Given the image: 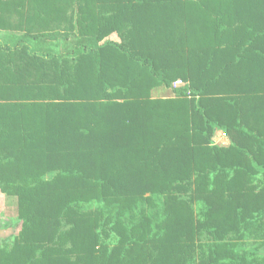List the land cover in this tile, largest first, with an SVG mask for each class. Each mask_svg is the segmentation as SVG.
I'll return each instance as SVG.
<instances>
[{
  "label": "trees",
  "instance_id": "1",
  "mask_svg": "<svg viewBox=\"0 0 264 264\" xmlns=\"http://www.w3.org/2000/svg\"><path fill=\"white\" fill-rule=\"evenodd\" d=\"M0 30V264H264V0H0Z\"/></svg>",
  "mask_w": 264,
  "mask_h": 264
},
{
  "label": "rangeland",
  "instance_id": "2",
  "mask_svg": "<svg viewBox=\"0 0 264 264\" xmlns=\"http://www.w3.org/2000/svg\"><path fill=\"white\" fill-rule=\"evenodd\" d=\"M70 43L62 46L63 50H69L71 48ZM52 175H49L51 178ZM15 197H9L0 192V248L5 246H10L16 236L21 230V223L17 210L15 209L18 206V202H15ZM17 200V199H16ZM17 204V205H16ZM3 223V224H2ZM109 227H107L108 229ZM112 240H107L112 244V241H116V238L113 234H110ZM259 236L254 234L252 238L247 240L245 244V249H253L258 246L262 240L258 239ZM263 258L259 256V259Z\"/></svg>",
  "mask_w": 264,
  "mask_h": 264
},
{
  "label": "crops",
  "instance_id": "3",
  "mask_svg": "<svg viewBox=\"0 0 264 264\" xmlns=\"http://www.w3.org/2000/svg\"><path fill=\"white\" fill-rule=\"evenodd\" d=\"M20 35H22V33H20V32L0 30V40H4L5 38H7L9 36H20ZM76 40H77V38H76V36H74V37L69 38V40L61 39V40L55 41L53 43H44L43 45H45L46 47L52 46V47L56 48V50L62 51L63 50L62 46H65V44L70 43V44H72L71 45V48H72L74 46V44L76 43ZM105 41H113V42L118 43V44H121L123 42V40H122V38L118 32H113L111 35L106 37L102 43H104ZM178 81H181V80H178ZM185 84H187V83H185ZM151 97L153 99H169V98H174L175 93H174V90L166 88V87H156L151 91ZM217 133H219L221 135L224 132L222 130H218ZM221 142L225 147H228L231 144V141L228 137L225 139H222ZM16 201L17 200L15 199V202ZM15 209L17 210V213H18V206Z\"/></svg>",
  "mask_w": 264,
  "mask_h": 264
},
{
  "label": "built area",
  "instance_id": "4",
  "mask_svg": "<svg viewBox=\"0 0 264 264\" xmlns=\"http://www.w3.org/2000/svg\"><path fill=\"white\" fill-rule=\"evenodd\" d=\"M185 86H186V84L182 81H177L174 83L175 88H181V87H185ZM225 138H227V135H225L224 133L220 135L219 133L216 132V134L213 138V142L216 146H224L222 144L221 140L225 139Z\"/></svg>",
  "mask_w": 264,
  "mask_h": 264
}]
</instances>
